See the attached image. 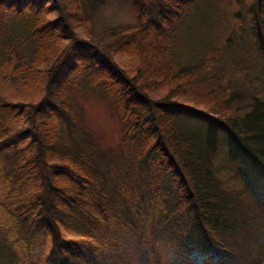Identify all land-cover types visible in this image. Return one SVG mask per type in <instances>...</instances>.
<instances>
[{"label": "trees", "instance_id": "16d2710c", "mask_svg": "<svg viewBox=\"0 0 264 264\" xmlns=\"http://www.w3.org/2000/svg\"><path fill=\"white\" fill-rule=\"evenodd\" d=\"M50 1L0 0V85L14 86L0 88V153L11 171L0 176V243L18 241L23 264H36L42 229L50 244L44 264H125L113 257L127 235H139L138 221L147 223L140 261L150 249L160 261L173 235L193 240L194 219L213 254L199 258L198 245L193 255L181 243L166 264L262 263L264 0H131L133 23L104 24L87 38L58 24L85 18L78 1L66 0L70 12L53 17ZM18 35L32 46L15 67ZM244 39L257 50L260 88L249 77L239 83L238 75H252ZM86 84L115 105L130 169L100 155L85 128L71 89ZM51 99L63 134L47 117ZM51 154L61 162L52 164ZM0 264L12 263L0 254Z\"/></svg>", "mask_w": 264, "mask_h": 264}, {"label": "rangeland", "instance_id": "374dc122", "mask_svg": "<svg viewBox=\"0 0 264 264\" xmlns=\"http://www.w3.org/2000/svg\"><path fill=\"white\" fill-rule=\"evenodd\" d=\"M79 5L83 7V12L85 18L81 21L79 20L78 23L72 24L70 20H67V17L62 18L58 24L59 27H64V25H67L69 29L72 30L73 36H77L79 38H87L88 35L92 30H95V33L97 34V31H99L102 26L108 25L110 27L116 26V25H124V24H131L135 21L133 11L130 8V2L131 0H77ZM151 2L152 0H147V2ZM227 3H230L229 0H225ZM49 3L54 4V7L56 8L55 11H53L52 15L55 16L59 15V13H62L64 15H67L70 12V9L68 8V4L66 0H51ZM48 3V4H49ZM69 9V11H68ZM40 12H42L43 15L47 14L48 11L45 7L40 8ZM19 27H23V23L19 22ZM16 29V26L8 29L6 32ZM27 35V34H26ZM63 36V35H62ZM59 36V39H62L63 41H66L64 37ZM245 46L248 50H251V52L246 53L247 55V61L246 63L249 64L248 69L251 70L252 75L243 73L239 77V83L240 85L246 86V79L249 77L251 79V85L253 88H260V81L263 79L260 74L257 73L255 70V67L253 66V59L255 57V53H257V50L255 48H251L249 46L248 39H244ZM32 43L30 41L25 40V36H19L17 40V52L15 56L12 59H15V67L18 66L21 60L28 58L30 55ZM6 53H2V63L3 58ZM242 54H244L242 52ZM10 59V60H12ZM120 60L124 61L130 69L133 68V66L130 65V62L126 57H121ZM252 62V63H251ZM1 64V62H0ZM6 68L10 67L9 64L3 63ZM226 66L228 68H232L233 63L226 62ZM231 66V67H230ZM1 73V71H0ZM247 77V78H246ZM4 81V78H3ZM12 81H15L14 79ZM3 83V82H2ZM15 85V83L13 82ZM249 85V84H247ZM255 85H258V87H254ZM2 93L3 90H10L14 88V86H4L0 85ZM71 99L72 102L76 103L77 106H79L82 109L83 114V123L85 124V128H87L90 133L92 134V137L95 139V145L97 151L100 153V155H105L108 160L113 161V164L118 166H125L130 169L134 162V155L133 153L129 152V147L126 145L125 147L120 145L121 141V123L115 108V105L111 102L109 97L104 94L102 89L95 88L92 86H89L88 84L84 85L83 87H76L71 89ZM253 92L261 93L262 91L254 90ZM52 108L50 109L49 113L47 114V117H49L51 123H55L60 132L63 134L65 131V127L63 122L59 119L58 113L53 108H58V100L51 99ZM118 157L122 158V160H116ZM105 158V157H104ZM106 159V158H105ZM114 160H116V163H114ZM50 161L52 164H59L61 162V158L51 154L50 155ZM127 162L129 163V166H127ZM118 164V165H117ZM10 163L5 160V154L0 153V176L1 175H11L10 171ZM50 174H53L50 172ZM133 175L135 178L136 185L139 187V191L141 193H145L144 184L141 183L140 178V171L137 167H133ZM250 176V172H249ZM255 177V175H254ZM15 181L11 179L10 177V184H13ZM147 198L144 197V202H146ZM50 201L52 205H55V202H52V198L50 197ZM192 215H190L191 218ZM197 220H192V227L191 229L187 228V231L190 230L191 232V238L193 239L191 242L183 243L181 242L182 238H178L179 240H176V237L172 236V247L171 251L166 253L165 258L161 257L160 261L156 257V253L154 250H149L150 256H146L144 260L141 262V252L145 250L147 247H144L147 243V223L146 222H136V228L135 232L139 233L137 237L132 238L131 235H127L126 239H123V244L118 248L119 249V255L114 256V261L119 259L125 258V264H166L167 260H169L168 255L171 253L178 251V248H180V244L183 243L186 247V250L188 253H191L194 255V244L199 246V253L197 256L199 258L203 257L207 254H213L211 245L209 244V240L207 236H205V232L201 228H194V222L196 223ZM187 223V221H186ZM45 223H43L44 225ZM134 224V223H133ZM264 228V221L262 224H258L257 231L259 233H263ZM42 232V233H41ZM40 234H38V237L35 241L37 243L35 250H34V262L36 264H44L47 262L48 256L50 255V244L49 239L45 236V233L41 229ZM189 232V233H190ZM188 233V234H189ZM141 234V238H140ZM187 234V235H188ZM64 235V234H63ZM166 235L164 234V241L166 240ZM0 254L6 255L10 262L12 264H23V254H22V247L21 244L18 241H14L10 244L7 243H0ZM158 246V245H156ZM157 248V247H156ZM193 248V249H192ZM192 250V251H191ZM113 256V255H112ZM194 258V257H193ZM153 259V261H151ZM172 260V256H171ZM194 262L193 260H190ZM172 264H176L175 260L171 262ZM180 264V262H178ZM264 264V260L262 263Z\"/></svg>", "mask_w": 264, "mask_h": 264}]
</instances>
